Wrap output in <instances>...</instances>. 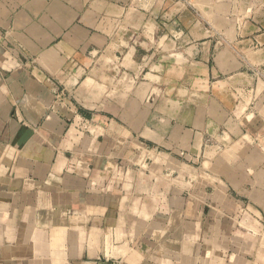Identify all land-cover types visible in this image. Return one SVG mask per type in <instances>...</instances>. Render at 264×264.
Returning <instances> with one entry per match:
<instances>
[{
  "label": "crops",
  "instance_id": "1",
  "mask_svg": "<svg viewBox=\"0 0 264 264\" xmlns=\"http://www.w3.org/2000/svg\"><path fill=\"white\" fill-rule=\"evenodd\" d=\"M0 264H264V0H0Z\"/></svg>",
  "mask_w": 264,
  "mask_h": 264
}]
</instances>
